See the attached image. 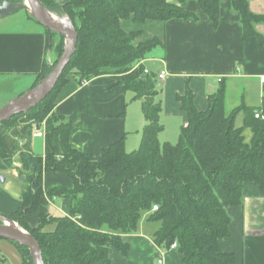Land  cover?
<instances>
[{
	"label": "trees",
	"instance_id": "trees-1",
	"mask_svg": "<svg viewBox=\"0 0 264 264\" xmlns=\"http://www.w3.org/2000/svg\"><path fill=\"white\" fill-rule=\"evenodd\" d=\"M40 1L72 20L77 43L48 96L29 111L0 123V160L13 167L18 153L22 169L30 171L18 207L2 214L33 235L44 264H111L109 249L123 255L128 252L122 235L137 231L143 213L148 220L159 222L154 242L166 249L175 242L182 264H236L234 254L222 251L219 241L228 235V208L242 203L244 183L252 181L264 191V97L258 106L240 104L228 111L221 86L209 95L207 107L199 110L193 93L186 89L177 96L187 116L178 139L160 142L163 125L158 77L145 73L141 60L162 42L155 36L137 39L141 32L127 31L121 21L197 20V14L183 6L189 0ZM191 1L214 27L218 25L220 0ZM230 1L239 14L243 38L262 39L255 25L264 23V14L252 12L249 0ZM45 31L47 46L54 48L56 58L51 63L43 61L33 85L50 71L63 48L61 35L55 43L52 37L58 34ZM101 75L112 76L116 85L133 92V99H141L144 125L136 149L126 151L121 137L94 157L71 146V121L57 114L54 107L69 77L81 84ZM239 114L242 120L237 124ZM40 127L45 135L43 155L34 154L29 145L33 130ZM247 130L251 133L248 140ZM45 172L62 173L71 185L44 191ZM44 195L69 199L68 215L41 212ZM30 214L38 215L35 226L26 221ZM51 223L55 227L45 230ZM12 243L23 264H32L27 248ZM2 260L0 254V263Z\"/></svg>",
	"mask_w": 264,
	"mask_h": 264
},
{
	"label": "crops",
	"instance_id": "crops-1",
	"mask_svg": "<svg viewBox=\"0 0 264 264\" xmlns=\"http://www.w3.org/2000/svg\"><path fill=\"white\" fill-rule=\"evenodd\" d=\"M248 2L252 12L264 14V0ZM183 6L195 12L198 19L121 21L127 31L141 32L137 39L155 36L162 42L154 47L156 51H150L141 60L144 68L156 76L164 71L163 78H157L156 82L162 101L160 142L172 140L169 132L175 129V133H179L186 122V113L177 99L186 89L193 93L194 105L199 110L207 107L209 95L221 86L228 111L240 104L258 106L264 97V80H261L264 76V23L255 25L262 39L256 36L245 39L239 14L232 9L230 0H220L216 27L201 13L195 1L189 0ZM52 38L56 43L57 38ZM46 39L45 28L25 10L0 17V106L33 86L44 60L54 61L56 52L47 46ZM54 111L71 121V146L94 157L121 137H124L126 151L128 147L139 145L144 125L141 99H133V92L116 85L110 75L97 76L81 84L69 77L60 89ZM241 120L242 114H239V124ZM35 138L41 137L31 134L29 145L34 154L31 145ZM0 173L6 177L5 182L0 183V212L9 213L20 203L24 179L1 160ZM58 185L70 186L71 181L59 172L43 174L44 191ZM70 203L61 196L49 199L44 195L40 211L53 213L52 209L59 215L65 214ZM227 212L230 216L228 235L219 241V248L233 253L236 264H264V191L254 182L246 181L241 205L229 207ZM26 221L35 226L38 215L30 214ZM158 227L159 222L148 220L147 213H143L137 231L122 235L129 246L128 252L123 255L114 248L109 249L111 264H182L176 247L166 249L154 242L153 234ZM1 256L0 264H5L7 259L2 253Z\"/></svg>",
	"mask_w": 264,
	"mask_h": 264
},
{
	"label": "water",
	"instance_id": "water-1",
	"mask_svg": "<svg viewBox=\"0 0 264 264\" xmlns=\"http://www.w3.org/2000/svg\"><path fill=\"white\" fill-rule=\"evenodd\" d=\"M24 9L39 22L45 29L63 37V48L50 71L35 85L25 92L11 98L0 106V123L9 121L13 117L29 111L41 101L55 87L64 67L71 59L77 43V31L72 20L67 15H58L47 9L40 0H21L20 2H0V17ZM6 177L0 173V183ZM24 179V176H20ZM0 238L27 248L32 264H44L41 248L33 235L23 228L18 222L10 219L0 212Z\"/></svg>",
	"mask_w": 264,
	"mask_h": 264
},
{
	"label": "rangeland",
	"instance_id": "rangeland-1",
	"mask_svg": "<svg viewBox=\"0 0 264 264\" xmlns=\"http://www.w3.org/2000/svg\"><path fill=\"white\" fill-rule=\"evenodd\" d=\"M16 12H23V9H19ZM55 37L57 38L56 40H60L59 35H55ZM156 49L153 48L150 51L153 52L154 50L156 51ZM150 51L147 54H150ZM136 66H134L133 68H135ZM237 124H239V121H237ZM165 132H167V131H165ZM169 133H170L169 136L171 137V135H172L173 139L172 140L169 139V140H166V141L175 143L177 141V139H178V133H175V129H174V131H172V132L170 131ZM244 134H245L246 140H248L249 137L251 136V133H250L249 130L245 131ZM22 142L23 141H21V143H19V144L21 145V144L24 143V142L23 143ZM31 146H32V149L35 152V154L40 155V154L43 153V139L42 138H35V139H33V142H32V145ZM137 147H138V144L135 147H132V148L128 147L127 149H128V151H132V150L136 149ZM12 164H13V167H10V168L15 169L17 176L28 177V175L30 174V171L28 169L27 170L26 169L25 170L22 169L21 163L19 162V159H18V153L15 154L14 160H13V163ZM17 181L18 180H16V182ZM21 184L23 186L26 184L25 178L21 182ZM3 185L5 187L6 186V183L3 184ZM50 211L53 212L54 214L57 212V211L54 212L52 209H50ZM48 213H50V212H48ZM53 213H50V214L51 215H54ZM60 215H66L67 216L68 215V212H66L65 214H60ZM60 215L56 213L54 216H60ZM54 227H55V223H51V224H47L44 227V229L45 230H52ZM1 253L3 255H5V257L7 259L6 262H5V264H23L22 258H21V255H20V252H19L18 248L11 241H8V240L1 239L0 238V254Z\"/></svg>",
	"mask_w": 264,
	"mask_h": 264
},
{
	"label": "built area",
	"instance_id": "built-area-1",
	"mask_svg": "<svg viewBox=\"0 0 264 264\" xmlns=\"http://www.w3.org/2000/svg\"><path fill=\"white\" fill-rule=\"evenodd\" d=\"M144 72L147 73V72H149V71H148L146 68H144ZM163 76H164V71H161V72L157 75L158 78H163ZM261 80H264V76L261 77ZM83 82H85V81H83ZM255 116L258 117V114H255ZM33 135H34L35 137H41V138H44L45 135H44V129H43V127H40V128H36V129H34V130H33ZM156 209H157V206L154 205V206L152 207V210H156ZM173 247H176V243H175V242L171 244V247H170V248H173ZM158 262H159V263H162V260L159 259Z\"/></svg>",
	"mask_w": 264,
	"mask_h": 264
}]
</instances>
